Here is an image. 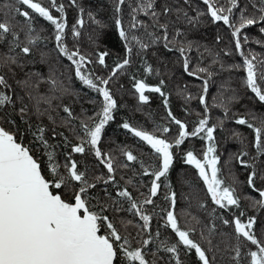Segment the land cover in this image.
Listing matches in <instances>:
<instances>
[{"label": "snow or ice", "instance_id": "6c2138e0", "mask_svg": "<svg viewBox=\"0 0 264 264\" xmlns=\"http://www.w3.org/2000/svg\"><path fill=\"white\" fill-rule=\"evenodd\" d=\"M0 16V264H264V0H5ZM169 64L200 82L174 89L180 114ZM156 97L162 120L127 118Z\"/></svg>", "mask_w": 264, "mask_h": 264}, {"label": "trees", "instance_id": "16d2710c", "mask_svg": "<svg viewBox=\"0 0 264 264\" xmlns=\"http://www.w3.org/2000/svg\"><path fill=\"white\" fill-rule=\"evenodd\" d=\"M5 2V0H0V7H2L3 3ZM46 2V0H45ZM221 3H226L227 0H220ZM72 13L70 11L69 13V18L71 19ZM3 17L0 16V19H2ZM249 31L253 32L255 34V29H250ZM196 37L198 39H200L201 43L203 44H207L208 46H214V37L216 35V31H214L213 27H204L201 28L199 30V32H197ZM221 35H225V33L223 32V30H221ZM113 43L112 40H109L107 42L106 45H102V47H108ZM251 49L257 53L261 52V48L259 45L256 44H251L250 45ZM85 51H90V49H88L87 47L85 48ZM193 55H195V53H193ZM173 59H175L173 57ZM109 64H111V60L108 61ZM161 71L162 72H167V75L164 77L165 80L167 81V85H168V89L172 90L171 92V103L173 106L174 111L177 112V114H180L182 112V109L178 108V104L180 103V101L178 100V98L176 97L175 91L174 89L179 86L181 88L184 87L185 84H187L189 86V89L191 90V92H195L198 90V86H199V81H196L194 77H188L186 74H181V68L178 64L176 65H172L169 64L166 68L165 67H161ZM227 73L224 74V77L227 78ZM113 90L116 91V95L117 98H120L121 96H123L124 101L127 102V104L131 105L134 103L133 99L131 98V96L124 92L123 90L118 88L117 84H112L111 85ZM215 88L216 85H213V93L215 92ZM91 95H95L94 93ZM83 104V107L86 109H91L92 105L89 104L87 102V97L83 98L81 100V102ZM193 105L196 104V101L192 102ZM79 106V105H78ZM152 113V115L159 121L162 120L165 113L164 110L161 106V100L160 98L156 97L152 99L151 105L146 107L144 114L142 115L141 112H135L133 113L132 109L129 108L127 110V118H131V122L132 123H137V124H144L145 123V116H147L148 113ZM222 115V113H221ZM189 118V119H193ZM149 127H151V125H148ZM125 139L124 136H118L117 137V143H119L120 141H123ZM129 142L131 143V138H129ZM197 145H199V141L196 142ZM222 151L224 152V158L227 157V154L229 151H235L236 148L238 147V145H236L233 140L231 138L227 139V143H222ZM189 166L187 165H183L180 164L177 166V174H179L183 169L188 168ZM194 171V170H193ZM187 175L189 177L192 176V172L187 173ZM176 178V174L173 175V180L175 181ZM176 190L178 193L181 192V187L179 184L175 185ZM184 191H187V189L185 188ZM201 195H203V193H201ZM180 207H186V204L184 203L183 199L181 198V204L178 205V208ZM190 211L193 212V214H198L197 210L195 207H193L192 209H190ZM190 220V217L188 218Z\"/></svg>", "mask_w": 264, "mask_h": 264}]
</instances>
